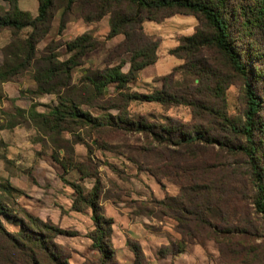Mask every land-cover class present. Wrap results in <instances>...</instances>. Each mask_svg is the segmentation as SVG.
<instances>
[{
	"label": "rangeland",
	"instance_id": "1",
	"mask_svg": "<svg viewBox=\"0 0 264 264\" xmlns=\"http://www.w3.org/2000/svg\"><path fill=\"white\" fill-rule=\"evenodd\" d=\"M38 2L19 0L18 6L36 16ZM64 6L61 0L56 2L50 29L36 43L35 59L41 57L38 59L41 60L50 52L60 61L67 59L72 53L67 51L65 43L82 33L104 42L88 51L81 65L72 68L71 80L80 85L69 92L80 102L83 112L104 125L95 127L67 120L61 127L64 129L37 128L35 115L57 105L56 95L39 93L32 77L39 67L46 66L44 60L8 81H0V185L8 182L17 190L4 192L0 188L3 197L0 199L7 203L12 216L25 219L27 212L52 221L66 232L56 235L54 240L68 264L96 263L99 253L91 247L89 238L94 228L91 209L81 202L82 209H73L76 193L72 185L80 186L84 194L98 180V202L103 214L112 219L110 246L117 264H133L134 254L126 245L127 239L140 244L147 264H228L241 261L243 253L252 258L249 264H260L259 259L264 255V218L253 205L255 188L243 152L202 141L173 145L158 140L153 133L138 130L136 124L116 122L119 108L135 123L145 121L154 125V132L158 134L162 133V126L179 125L187 131L193 127L208 128L215 120L213 114L195 115L188 105L124 101L127 94H150L159 90L164 82L161 79L170 74L172 85L190 84L187 59L171 54L170 50L183 36L194 32L196 18L175 14L161 21H143L144 33L152 40H159L157 59L121 89L113 84L105 87L101 102L90 99L87 88H83V79L89 71L119 63L123 72L128 71L130 54L114 53L123 35L105 39L109 30L108 14L99 20L86 21L82 14L92 10L91 6L74 3L68 10ZM8 9L9 2L0 0V15ZM185 18L191 19V24ZM27 32L30 28L23 29L18 38L23 39ZM174 40L176 45L172 43ZM8 44H12L10 31L0 28V71ZM202 56L208 67L226 77L223 109L232 122L240 125L245 111L241 78L214 50L205 49ZM168 81L165 80L167 85ZM211 93L206 90L203 95L207 98ZM206 192L212 199V212L206 223L211 227L199 219L200 198ZM235 215L240 217L239 225L246 227L247 235L237 239L232 234L213 231L218 226L230 227ZM2 221L7 232H17L16 222L5 218ZM215 238L221 240L220 245ZM182 239L187 243L181 253L160 255L163 246ZM227 239L239 251L231 252ZM239 243L244 244L243 250L236 248ZM0 245L1 256L8 248L3 235H0ZM0 264H4L1 257ZM17 264L25 262L19 258Z\"/></svg>",
	"mask_w": 264,
	"mask_h": 264
},
{
	"label": "trees",
	"instance_id": "2",
	"mask_svg": "<svg viewBox=\"0 0 264 264\" xmlns=\"http://www.w3.org/2000/svg\"><path fill=\"white\" fill-rule=\"evenodd\" d=\"M9 9L0 15V28L10 31L12 44L4 49L3 68L0 71V81H8L24 71L27 67L44 60L47 64L32 74L39 93L56 95L57 105L47 112H38L33 118L37 128H61L67 120L90 123L95 127L104 124L80 109V102L75 101L69 92H73L80 84L71 80L72 68L81 65L82 58L92 49L104 45L89 33H82L65 43L66 49L72 54L65 60H58L53 53L44 55L41 60L35 59L36 43L50 29L55 4L58 0H39L36 16L18 6L19 0H7ZM68 10L72 4L91 6L92 10L82 14L86 21H95L109 15V30L105 39L123 35V39L114 48V53L130 54L129 68L123 72L122 64L105 66L101 70L89 71L84 77L83 88H87L90 99L103 101L105 87L110 84L121 89L126 83L135 80L138 73L157 59L156 50L159 40H152L144 33L142 23L145 20L161 21L175 14L191 15L196 18L194 32L183 36L179 44L170 50L180 58L187 59L186 71L190 84L184 86L172 85V75H167L159 90L150 94H127L124 101H153L162 105H188L195 115L213 114L208 128L193 127L187 131L179 125L161 127V134L154 132L155 126L145 121L134 122L128 118L126 111L116 116V122L137 126L138 130L153 133L160 141L173 145L194 144L200 141L212 144L220 143L229 149L239 150L246 156L251 169L255 188L253 205L257 213L264 218V0H61ZM64 24L61 21L60 27ZM25 28H30L23 39L18 34ZM212 49L221 55L241 78L243 84V99L245 103L244 120L238 125L227 116L224 100V89L228 84L226 77L217 74L215 69L207 66L202 53ZM191 77V78H190ZM165 80L168 81L165 83ZM81 82V83H82ZM79 88V87H78ZM206 90L212 91L207 98ZM115 116L111 119H114ZM215 124H218L217 127ZM47 129V128H46ZM219 130V131H217ZM216 132V133H214ZM223 139V140H220ZM233 143V145H227ZM57 160V158H54ZM61 163V162H60ZM62 164V163H61ZM64 169L65 165L62 164ZM76 193L73 209H82L80 202L91 209L93 231L90 233L91 247L99 253L96 263L117 264V259L110 246L112 219L103 214L98 202L99 185L96 181L93 188L84 193L80 186L72 185ZM2 191L17 192L8 182L0 185ZM0 198H3L0 196ZM212 199L206 192L200 198L199 219L205 226L209 221ZM24 218L12 216L7 203L0 199V235L6 237L8 248L1 253L4 264H17L23 259L25 264H68L60 254L59 245L55 242L56 235L66 232L50 220H43L25 212ZM16 222L17 232L10 233L4 228L2 218ZM222 218V216H219ZM240 217L235 215L230 227L215 233L232 234L239 238L248 233L246 227L239 225ZM243 225V224H242ZM246 237V236H245ZM216 239V238H215ZM219 245L221 240H217ZM187 240L182 239L176 244L163 246L160 255H176L181 253ZM231 246V252L239 251ZM127 247L134 254L133 264H147L141 246L138 242L127 239ZM242 250L244 244L236 248ZM3 247L0 245V251ZM242 252V251H240ZM243 253V252H242ZM241 261L233 260L228 264H249L252 259L244 254ZM264 264V255L259 259Z\"/></svg>",
	"mask_w": 264,
	"mask_h": 264
},
{
	"label": "crops",
	"instance_id": "3",
	"mask_svg": "<svg viewBox=\"0 0 264 264\" xmlns=\"http://www.w3.org/2000/svg\"><path fill=\"white\" fill-rule=\"evenodd\" d=\"M174 17V16H173ZM185 20L186 21H188V23H190L191 24V22H192V20L191 19H188V18H185ZM180 21H182V20H180ZM182 23V22H181ZM175 42V40L174 41H172V43H174ZM175 45H176V42H175ZM9 157V156H8ZM17 163H18V160H17Z\"/></svg>",
	"mask_w": 264,
	"mask_h": 264
}]
</instances>
